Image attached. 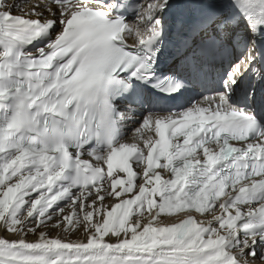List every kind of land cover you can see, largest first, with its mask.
Wrapping results in <instances>:
<instances>
[{
  "label": "snow or ice",
  "instance_id": "6c2138e0",
  "mask_svg": "<svg viewBox=\"0 0 264 264\" xmlns=\"http://www.w3.org/2000/svg\"><path fill=\"white\" fill-rule=\"evenodd\" d=\"M0 229V264H264V0H0Z\"/></svg>",
  "mask_w": 264,
  "mask_h": 264
},
{
  "label": "bare ground",
  "instance_id": "6f19581e",
  "mask_svg": "<svg viewBox=\"0 0 264 264\" xmlns=\"http://www.w3.org/2000/svg\"><path fill=\"white\" fill-rule=\"evenodd\" d=\"M16 2H21V0H16ZM33 2H35V0H34ZM16 14H19V13H16ZM138 126H139V125H136V126H134V128H136V127H138ZM134 128H133V129H134ZM151 134L154 136V132L151 133ZM125 142H129V143L137 142V143H139V140L137 139L136 134L132 131V132H130L129 136H128L127 138H125ZM141 146H142V144H141ZM66 211H70V210L66 209ZM213 211H217V210H216V209H213ZM243 211H244V209H243ZM217 214H219V213L217 212ZM206 215H207V214H206ZM62 232H63V231H62ZM62 232H61L60 234H58L61 238H65V237H67L68 239L75 240V239H73L72 237H70L69 235H66V233H63V234H62ZM49 233H50V232H49ZM58 235H54V236H52V237H56V236H58ZM0 236H7V238L10 239V240H15V239L18 238L15 234H6L2 229H0ZM26 239L32 241V240L37 239V237H36V235L29 234V235L26 237ZM85 239H86V237L83 236V238L80 239V240H85ZM106 239H108V238H106ZM257 251H258V253H259V252H260V249L258 248Z\"/></svg>",
  "mask_w": 264,
  "mask_h": 264
},
{
  "label": "rangeland",
  "instance_id": "374dc122",
  "mask_svg": "<svg viewBox=\"0 0 264 264\" xmlns=\"http://www.w3.org/2000/svg\"><path fill=\"white\" fill-rule=\"evenodd\" d=\"M61 232L62 231H56V230H54V231H50L49 235L50 236H54V235L60 234ZM63 233L64 232H62V234ZM66 235H69V234H66ZM69 236L76 240V239H82L84 235H83L82 232H80L79 230H77V231L73 232L72 234H70Z\"/></svg>",
  "mask_w": 264,
  "mask_h": 264
}]
</instances>
